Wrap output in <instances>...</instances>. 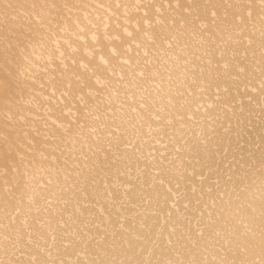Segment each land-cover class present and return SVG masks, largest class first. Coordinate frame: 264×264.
I'll list each match as a JSON object with an SVG mask.
<instances>
[{
  "label": "bare ground",
  "instance_id": "bare-ground-1",
  "mask_svg": "<svg viewBox=\"0 0 264 264\" xmlns=\"http://www.w3.org/2000/svg\"><path fill=\"white\" fill-rule=\"evenodd\" d=\"M8 2L0 264H260L261 0Z\"/></svg>",
  "mask_w": 264,
  "mask_h": 264
},
{
  "label": "snow or ice",
  "instance_id": "snow-or-ice-1",
  "mask_svg": "<svg viewBox=\"0 0 264 264\" xmlns=\"http://www.w3.org/2000/svg\"><path fill=\"white\" fill-rule=\"evenodd\" d=\"M0 4L3 5V14L7 18V14L12 9L13 5L10 2H8V0H0ZM261 4H262V6H264V0H261ZM100 6L103 7V5H100ZM51 7L55 8L56 4L51 5ZM63 7H68V5L64 4ZM35 19H37V25L41 29L46 27V23L48 26H51V21H47L45 23L44 18H42V17L35 18ZM74 23H75V21H74ZM77 27H79V25H77ZM66 30H67V25H64L60 28V31H62V32L66 31ZM81 31H83V29H81ZM39 35L40 34L38 32H35L34 29H30L28 33H21L19 35V37L17 39V43L23 44L25 47H32V41L34 39H36V37ZM41 39H43V37H41ZM79 39H83V37H79ZM93 39H95V36H93ZM53 43H56V42L53 41ZM64 43L67 45L69 52H75L76 51V48L73 46L72 43H70L67 40ZM20 51L23 52L24 48H21ZM57 52L59 53V57H62L64 55L63 52L59 51V47H57ZM59 57H57V58H59ZM23 59L25 62L28 61L27 56H24ZM51 59H52V57L50 56L49 60L51 61ZM7 63L11 66L13 61L9 60V61H7ZM17 71L20 75H23V73L26 71V69L21 64V65H19ZM9 72H11V67L9 68ZM6 81H7V78H5V82ZM0 151H2L4 153V156L6 159L10 160L12 158L14 148H13L11 143H7V144L3 145L2 148H0ZM17 155H18V153H17ZM13 171H14V169H13ZM261 243H262V245H264V225H262V228H261ZM262 250H264V249H262ZM33 264H34V262H33ZM220 264H252V262H247V261H238L237 262V261L223 260V261H220ZM260 264H264V259H262L260 261Z\"/></svg>",
  "mask_w": 264,
  "mask_h": 264
}]
</instances>
